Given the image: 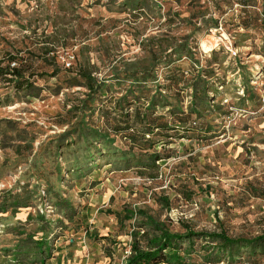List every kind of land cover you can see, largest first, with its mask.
I'll return each mask as SVG.
<instances>
[{
    "label": "rangeland",
    "instance_id": "374dc122",
    "mask_svg": "<svg viewBox=\"0 0 264 264\" xmlns=\"http://www.w3.org/2000/svg\"><path fill=\"white\" fill-rule=\"evenodd\" d=\"M133 1L0 0V68L18 55L33 74L0 82V264H125L135 234L159 235L147 217L182 236L264 237V17L245 29L238 0ZM136 111L155 168L132 130L113 131L127 115L141 130ZM220 246L183 243L184 264ZM240 256L219 264H264Z\"/></svg>",
    "mask_w": 264,
    "mask_h": 264
},
{
    "label": "trees",
    "instance_id": "16d2710c",
    "mask_svg": "<svg viewBox=\"0 0 264 264\" xmlns=\"http://www.w3.org/2000/svg\"><path fill=\"white\" fill-rule=\"evenodd\" d=\"M240 5L244 8V13L246 17L242 19V27L248 29L251 26L252 18H258L257 16L264 17V5L262 7V12L256 13L252 11H248L247 8L250 6L247 4L246 0H238ZM135 4L133 0H124V6L127 10L130 8L140 9L139 5ZM264 4V1H263ZM141 6V5H140ZM72 42L67 43L66 46L73 48L77 45H80L81 42H78L75 37L71 38ZM83 44V43H82ZM84 47H80L78 53L76 54V58L79 62V57L83 55ZM52 53L51 50L45 49L43 54L45 56H49ZM8 63L4 68H0V82H8V83H16L18 84V88L22 89L29 83V77L33 75L30 72V67L27 65L24 58L18 57V55H10L8 57ZM13 64H15L13 66ZM80 78L83 80V83H79L86 89H88L91 93L96 92V82L97 79L93 76V73L89 70L81 71L78 73ZM139 78V77H138ZM136 79V78H135ZM140 80V79H139ZM136 79V81H139ZM26 88H29L27 85ZM155 104L149 103L146 111L153 110ZM130 115H127L125 119H123V123L126 122V127H121V125H117L114 127L113 131L116 135L122 134L123 132L132 130V134L126 135L127 138L134 144V146L138 147L142 152V157L139 158V163L144 168H155L156 162L161 160V157L157 153L150 154L148 152V148L144 147L143 143H151L149 137L154 134V128L146 127L144 125L145 115L142 111H136L135 118L141 124V130H135L131 125H129ZM168 123L156 125V129L161 130H172L169 129ZM173 128V127H172ZM151 147V145L149 146ZM143 157H149L151 160L150 163L148 161H144ZM258 198H264V191L261 193H257ZM128 216L125 217V220H130L134 217L133 212H127ZM144 214V212H140ZM120 218L121 215H118ZM147 220L153 226L155 232H158L159 235L154 238L148 239V233H137L135 234V241L132 245V255L127 260V264H184L186 257L185 253L181 250V244L189 242L193 244L196 237H202V239H208L213 242H221V248L217 254H215V258L212 259L213 252L208 255L207 260L211 264H219L224 261V259H229L231 262H237V260L241 259L240 252L242 250L249 249L250 250V258L253 261H257L258 257H264V237H259L255 239H245V238H232L228 236L227 233H209V234H198L192 231L188 226H184L186 228V235L182 236L179 234L171 233L164 225L157 223L153 218L147 217ZM141 237V239H138ZM43 246V245H41ZM40 246V248H41ZM249 252V251H247ZM190 254V253H188ZM214 257V256H213Z\"/></svg>",
    "mask_w": 264,
    "mask_h": 264
},
{
    "label": "built area",
    "instance_id": "2783aa9c",
    "mask_svg": "<svg viewBox=\"0 0 264 264\" xmlns=\"http://www.w3.org/2000/svg\"><path fill=\"white\" fill-rule=\"evenodd\" d=\"M15 64H13V66H14ZM67 66L69 67L70 66V64H67ZM131 255H132V253L131 252H128V259L131 257ZM127 259V260H128ZM125 264H127V262L125 263Z\"/></svg>",
    "mask_w": 264,
    "mask_h": 264
}]
</instances>
